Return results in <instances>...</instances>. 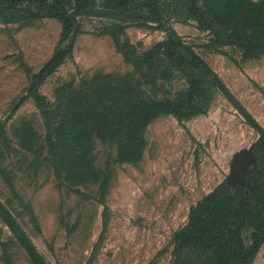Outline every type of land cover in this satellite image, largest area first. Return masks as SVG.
<instances>
[{"label":"rangeland","instance_id":"rangeland-1","mask_svg":"<svg viewBox=\"0 0 264 264\" xmlns=\"http://www.w3.org/2000/svg\"><path fill=\"white\" fill-rule=\"evenodd\" d=\"M203 1L229 17L239 2L254 15L262 0H0L29 10L0 18V204L46 264H174L191 208L224 180L248 186L264 132V53L225 44L186 15ZM177 39L219 80L206 108L149 121L139 155L122 153L105 122L70 171L47 140L57 100L97 74L146 101L174 100L188 86ZM0 264H34L1 217ZM250 264H264V239Z\"/></svg>","mask_w":264,"mask_h":264},{"label":"trees","instance_id":"trees-1","mask_svg":"<svg viewBox=\"0 0 264 264\" xmlns=\"http://www.w3.org/2000/svg\"><path fill=\"white\" fill-rule=\"evenodd\" d=\"M191 5L186 15L209 29L217 39L249 53H264V1L248 16L239 2L229 17L218 13L206 2ZM239 6H241L239 8ZM29 10L0 2V18L26 19ZM181 15L177 10L169 16ZM176 57L187 72V88L174 100L154 103L145 100L140 88L120 82L121 78L97 74L85 80L69 95H62L50 110L56 124L48 134L49 148L61 153L72 171L89 158L88 142L98 136L105 122H111L113 137L122 153L137 152L143 145V129L161 114L172 113L179 119L203 111L211 89L218 85L211 69L179 39L172 44ZM83 128H87V135ZM132 149H131V148ZM256 161L246 170L248 186L217 184L189 212L187 223L175 234L174 264H250L264 239V132L251 145ZM77 166V167H76ZM0 217L19 240L34 264H46L14 218L0 204ZM250 230L248 241L244 230Z\"/></svg>","mask_w":264,"mask_h":264},{"label":"water","instance_id":"water-1","mask_svg":"<svg viewBox=\"0 0 264 264\" xmlns=\"http://www.w3.org/2000/svg\"><path fill=\"white\" fill-rule=\"evenodd\" d=\"M54 57V56H53ZM53 57H51L50 58V60H48L45 64H44V66H42V68L39 70V71H41L50 61H51V59L53 58ZM240 159H239V156H234L233 157V160H232V162H231V167H232V169H235L236 168V166H238L239 165V161Z\"/></svg>","mask_w":264,"mask_h":264}]
</instances>
